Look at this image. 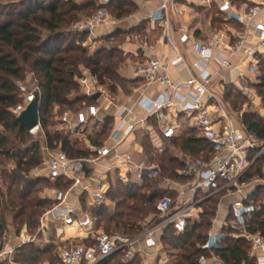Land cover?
Instances as JSON below:
<instances>
[{
    "label": "built area",
    "instance_id": "built-area-1",
    "mask_svg": "<svg viewBox=\"0 0 264 264\" xmlns=\"http://www.w3.org/2000/svg\"><path fill=\"white\" fill-rule=\"evenodd\" d=\"M213 7L217 10L216 16L224 18L225 23L218 26L214 24L213 16L205 17L203 27L194 29L198 20L192 13L196 9L208 11ZM263 11L264 5L261 4L239 11L231 0H160L152 12L140 18L135 16L137 22L145 23L151 33L161 35V39L172 48L173 56L153 58L136 65L129 80L141 81L145 87L160 86L162 93L154 98L141 93L134 106L142 108L147 116L131 122L135 108L119 104L116 94L103 90L91 73H83L80 80L82 93L91 98L99 94V98L95 104L86 105L78 112L67 111L58 120L71 135L78 132L85 135L89 127L95 132L110 121V135L102 147L93 145L88 134L80 139L90 153L88 159H70L61 149H50L46 142L41 145L43 162L35 177L52 183L62 180L72 186L67 192L53 190L51 201L55 205L41 218L37 235L29 234L24 227L15 236L13 244L0 247V264L6 260L9 264H18L15 255L19 247L39 246L38 235L46 232L50 220L64 227H76L74 238L58 246L56 253L60 264H102L120 253L130 260L139 254L137 247L142 243L148 248L160 246L161 237L157 236H161L167 227H172L177 235L184 233L188 221L199 219L200 204L220 194L239 197L228 210L232 215L230 224L239 232L233 237L250 242V256L257 260V264H264V238L247 229V220L255 212L248 201L257 187L264 189V167L262 177L246 180L256 162L264 158V139L257 138L240 124L247 110L236 113L224 99L226 72L237 69L239 84L259 74V63L264 60ZM188 16L189 24L175 23L176 19ZM115 24L105 11H100L94 17L76 23L72 32L92 35ZM234 25L240 27L238 33L231 31ZM197 32L200 35L196 37ZM175 33L179 35L178 40L174 38ZM189 41L192 42L194 61L189 60L184 49ZM173 71H186L188 78L175 83L172 81ZM18 85L25 100L13 109L17 117L36 100L38 90L36 85L33 90L21 83ZM179 114L188 117L197 138L210 143L213 159L207 162L184 153L178 155L183 167L176 172L177 177H162L161 180L162 185L176 192L178 197L176 201L168 196L159 201L158 224L145 227L134 238L120 233L107 234L99 228L92 211L107 207L108 200L111 201L108 198L111 184L116 179L129 184L161 176L159 167L138 163L130 150L123 152L122 149L135 145L138 132L152 134L151 118L171 122ZM160 126L162 139L171 140L177 136L176 125L165 123ZM40 132L39 121L29 134L36 137ZM110 158L115 164L99 174V167ZM3 187L4 179L0 175V193ZM77 191L88 208L81 213L68 204L71 194ZM224 239L223 231L215 232L212 228L205 248L213 252L220 248ZM207 261L202 258L199 264Z\"/></svg>",
    "mask_w": 264,
    "mask_h": 264
},
{
    "label": "trees",
    "instance_id": "trees-1",
    "mask_svg": "<svg viewBox=\"0 0 264 264\" xmlns=\"http://www.w3.org/2000/svg\"><path fill=\"white\" fill-rule=\"evenodd\" d=\"M92 5L90 3L88 7H78L74 2L64 0H49V3L45 0H25L8 5L0 11V175L4 179V189L0 193L1 236L7 231L5 215L8 213L14 216L18 233L24 227L32 235L37 233L41 218L53 209L49 206L55 205L53 201L41 197V184L64 192L72 186V183L62 180L52 183L46 179L29 178L42 165V153L38 143L34 142L35 137L29 134L13 113V109L25 100L18 84L25 83L27 76L34 77L39 97L40 135L44 136L50 149H61L70 159H88L90 153L80 139L72 138L74 135L66 131H51L54 126L52 119L61 117L67 111L78 112L84 106L96 103L81 91L80 80L83 73H91L98 79L100 86L105 87L111 94H117L119 90L128 94L143 85L141 81H131L121 75L125 59L120 49L104 45L90 54L83 45L89 34H76L69 29L81 20L77 16L78 12ZM136 9L134 3L120 1L117 6V19L131 16ZM202 12L207 16L213 15L214 24L218 26L225 23L224 18L216 16L217 10L214 7ZM145 28L146 24L141 23L133 27V31L140 32ZM120 32L122 31L115 34ZM259 73H262L261 83L257 85V89L259 96L263 98V59L259 63ZM224 97L234 112L242 111L246 103L242 99L245 97H233L231 93H226ZM240 122L257 138L264 139V118L255 113H245ZM149 124L158 126L154 118L149 120ZM111 128L112 122L108 121L95 132V136L88 137L89 141L102 147ZM139 141L147 156L155 163V149L148 138L142 136ZM163 141L179 148L181 153L200 160L210 162L214 157L210 143L197 138L193 129ZM11 164L14 165L13 168L9 167ZM158 165L161 176L155 180L145 179L142 183L124 184L116 179L111 184L108 198L115 203V209L113 213L107 207L93 211L99 228L109 235L120 233L134 238L145 227L159 222L157 204L168 192L161 187L162 177H177L176 172L183 165L177 156L161 158ZM263 167L264 158L256 162L246 180L262 177ZM220 195L200 204L199 219L188 221L184 233L177 235L172 227L164 230L161 238L163 245L179 252L178 259L172 261V264H199L202 258L212 257L218 258L224 264H257V260L250 256V242L231 236L239 233L230 224L232 215H229V223L222 230L225 239L220 248L213 252L205 248L217 217ZM248 204L254 206L255 212L247 220V229L250 233L260 234L264 238V189L257 187ZM118 257L122 261H118ZM44 259L51 264H60L52 246L37 248L28 244L16 250L15 262L18 264H42ZM123 259L124 254L120 253L102 264H134V260ZM1 264L9 263L6 260Z\"/></svg>",
    "mask_w": 264,
    "mask_h": 264
},
{
    "label": "rangeland",
    "instance_id": "rangeland-1",
    "mask_svg": "<svg viewBox=\"0 0 264 264\" xmlns=\"http://www.w3.org/2000/svg\"><path fill=\"white\" fill-rule=\"evenodd\" d=\"M21 1H25V0H0V11H3V9H5V7L8 5L18 4ZM64 1L74 2L75 5L78 7H84V6L88 7L90 3L93 4L92 7L86 8V9L78 12L77 16L79 17V19H81L78 22L86 21V20L94 17L100 11H105L107 13V15L109 16V18L114 23H116L115 26L104 28V30H102L101 32L93 33L92 35H90L88 33L89 36L83 45H84V47H86L89 50L90 54L94 53L98 48H100L104 45L105 46L107 45L108 47H114V48L120 49L123 53V58L125 59V64H124L122 70H124V68L126 67V64L128 65V63H126V61H127L126 56L127 55H126L125 51H128L131 47H132L131 50H133V48L135 47V44H136V46L138 45L141 47H146V46L154 47L156 45V42L159 38V35L151 33L148 30V28H145L144 30H141L140 32H134L133 31V27H135V25L137 24L135 16L140 18V16L144 17L146 14H148L149 11L152 9L151 7L153 5V2H152L153 0H64ZM120 1H126V2L134 3L136 5V8H137L136 11L134 10V12L132 13L131 16H125L122 19H117V15H118L117 6L120 3ZM45 2L49 3V0H45ZM78 22H76V23H78ZM120 23L123 24V26L125 28L121 29L120 25H119ZM74 25L70 26L69 29L71 31H72ZM117 31H122V32L115 34ZM129 42H131V43H129ZM27 74H25V75H27ZM261 74L262 73H259L252 80H247V81H244L243 83H240V84L238 83L236 86L228 87V89L225 92V94L231 93V95L233 97L238 96V95L239 96L242 95L243 97H245L244 100L242 99V102H246L242 108V111L247 110L248 113H255L256 115H259V116H260V113H262V110H264V97L261 98L259 96V92L257 89V85H259V83H261L260 82ZM22 85L28 87L29 90H33V88L35 87V85H37V83H36V80H34V77L27 76L25 83H22ZM102 88H103V90H107L105 87H102ZM72 99H74V95L72 96ZM258 104H260V105H258ZM52 123H54V126L51 128V131H53V132L54 131H61L62 132V131H65L67 129L66 126H62L60 124L58 117H54L52 119ZM91 129H92V127H89V129H87V133L85 135L78 132L79 134L76 133L72 138L73 139H84L83 136H86L87 134L90 136L91 134H93L94 131ZM141 138H142V136H141ZM34 142L38 143V145L41 147V145L45 142V138L42 134L41 135L39 134L35 137ZM31 144H33V143H31ZM157 150L158 151H155V156H154L156 158L155 163H157V164L161 158H168L171 156L174 157V156L181 155V150L177 147H174L171 144L162 143L160 145V148H158ZM193 158H195V157H193ZM148 159H151V158L148 156ZM195 159H197V158H195ZM42 162H43V156H42ZM9 167L13 168L14 165L11 164ZM37 169H39V167L36 168L30 174L29 178L31 180L43 179V178L35 177L36 174H39V170H37ZM163 187H165V186H163ZM40 188H42L41 189L42 190L41 197H43V198L46 195L51 196L53 194V189L50 188L49 186H45L44 184H41ZM3 189H4V187H3ZM166 196L170 197L173 201L177 200V195L173 194L169 191L167 192L165 197ZM218 199L220 200L221 204L219 203V207H218L219 210L217 212V218H216V222H215L216 225L219 222V220L221 219V216H223L226 212V209H225L226 203L228 202L229 198H227V197L225 198L224 195H220L218 197ZM53 207H54L53 205L49 206L50 209ZM111 209L112 208H110L108 210L110 212H112L113 210H111ZM5 222H6L7 231H6V235L0 237V247L7 245V244H10V243L13 244L15 241V236H17L20 233V232L18 233V229L15 225L14 216L11 213H8L5 215ZM157 224H158V222L155 223V225H157ZM47 226H48V230H46V232L38 235V239L40 240L39 243H41V246H37V248L38 247L39 248H45L47 246H52V247H54V252H57L58 246L63 243L61 240L62 237H64L63 227L60 225V223H58L56 221H52V220H50L47 223ZM37 233H38V231H37ZM37 233L35 235H37ZM231 236H233V234H231ZM159 252L161 253V257H163L164 259L167 260L166 264H172V261H176L178 259L177 255H179V252L173 251L172 249L167 248L166 246L163 245L162 242L160 244ZM123 260H125V261L134 260V264H145L146 263L145 260H144L145 262H143V259L137 255L133 259H130V260H127L124 257ZM118 261H122V258L118 257ZM42 262H43L42 264H51L50 262L47 261V259H44ZM113 263H115V262H113Z\"/></svg>",
    "mask_w": 264,
    "mask_h": 264
},
{
    "label": "crops",
    "instance_id": "crops-1",
    "mask_svg": "<svg viewBox=\"0 0 264 264\" xmlns=\"http://www.w3.org/2000/svg\"><path fill=\"white\" fill-rule=\"evenodd\" d=\"M232 3L235 5V7L237 8V10L239 11H245L255 5H264V0H231ZM153 5H152V9L150 11H152L154 9V7L158 4V2H160V0H153ZM215 8V7H214ZM149 11V12H150ZM192 16L196 17V19L198 20V22L196 23L197 25L194 26L195 28H202L203 25L205 23V17H211L213 15H209L207 16L206 13L202 12L201 9H196L194 13H192ZM189 17V16H188ZM184 17L182 19H176L175 23H177V25H186L189 24L190 21V17ZM262 19L264 20V11L262 13ZM137 22V20H136ZM141 23H138L135 26L140 25ZM120 28L123 29L125 28L123 26V24H119ZM202 25V26H201ZM147 28V26H146ZM193 29V28H192ZM104 29H101L98 32H101ZM239 28L234 25V28H231V31L233 33H238L239 32ZM154 34V33H153ZM156 35H159V38L156 42V45L154 47H141V46H136L133 48V50H131V48L126 52V63H128V65L126 64V67L124 68V70H122V76L126 79H130L131 74L135 68L136 65L138 64H142L144 62H146L149 59H153V58H171L173 56V51L172 48L170 47V45H168L165 41H163L161 39V35L159 33H157ZM200 33L197 32L196 33V37L199 36ZM174 38L176 40L179 39V35L178 33L174 34ZM131 43V42H129ZM184 49L187 52L188 58L190 61H194L195 60V54L192 50V42L189 41L188 43H186L184 45ZM213 70V69H212ZM188 78V73L186 71H173L172 72V81L175 83L178 82H182L184 80H186ZM224 83L226 84L227 88L231 87V86H236L238 84V70L237 69H232L228 72H226L224 74ZM144 93V95H146L147 97L150 98H154L156 95H158L159 93H162V88L160 86H151V87H145L144 85H141L138 89L132 91L131 93H125L121 90L118 91V93L116 94L117 96V102L121 105H125L129 108H135L134 109V115L131 116L130 121L131 122H135L137 121L138 118H145L147 116L146 112L140 108V107H135V103L138 100V98L140 97V94ZM168 114V113H167ZM260 117H264V110H262V113H260ZM154 119H156V121L158 122V126L157 127H153L151 124H149L151 130H152V134L148 135L146 133H143L142 131L138 132L137 136H136V143L135 145L130 146V148L128 147H124L122 149L123 152H126L128 150H130V152L133 154V157L135 159L136 162L138 163H144V164H151L157 167H160L157 163H154L151 161V159H148V156L144 150V148L142 147L139 138L141 136H145L146 138H148L149 142L152 144V147L155 149V151H158L157 149L160 148V145L162 143H166V144H170L167 141H163L162 136H161V132H160V124H174L177 126V134H181L184 131H188L189 129H191L190 127V123H189V119L185 114H179L178 118H173L172 121H158V119L156 117H153ZM151 118V119H153ZM160 122V123H159ZM95 132H98L95 131ZM95 132L92 134V136H95ZM140 135V137H139ZM161 152V151H160ZM115 161H112V159H108L106 161H104L102 163V165L99 167L98 169V173H104L109 167L113 166L115 163ZM98 176V175H97ZM135 183H139V182H135ZM164 190H167L173 194H176L178 197V194L174 191H171L169 188L167 187H163V185L161 186ZM49 195V194H48ZM53 197V195L51 196H45V199H49L51 200V198ZM226 198V197H225ZM228 202L226 203V212L223 216H221V219L219 220V222L217 223V225L214 222L213 225V230L215 232L218 231H222L224 226H227V224L229 223L228 218H229V207L230 205L238 200V196H229L227 197ZM68 204L70 207H72L76 212H83L85 211V209H88L85 203V199L82 197H79L78 191L77 192H73L70 196V199L68 201ZM221 204V203H220ZM107 208L111 210L112 213L114 212L115 209V203H113L112 201L107 202ZM219 210V208H218ZM93 212V211H92ZM217 218V217H216ZM63 227L64 230V237H62V242L66 243L68 240H71L74 238V236L76 235V227H64L62 224H60ZM155 225V224H154ZM216 225V226H215ZM153 226V225H152ZM48 230V226L47 229ZM163 235V234H162ZM162 235H158L157 237H161ZM40 242V240H39ZM39 246H41V243H39ZM39 248V247H38ZM160 250V246H158L157 248H148L144 245V243L140 244L137 247V251L139 252V254L137 256H140L143 259V262L146 261L145 264H166L167 260L164 259L163 257H161V253L159 252ZM145 260V261H144ZM205 264H224L221 260H219L216 257H212L211 259H209L207 261V263Z\"/></svg>",
    "mask_w": 264,
    "mask_h": 264
},
{
    "label": "water",
    "instance_id": "water-1",
    "mask_svg": "<svg viewBox=\"0 0 264 264\" xmlns=\"http://www.w3.org/2000/svg\"><path fill=\"white\" fill-rule=\"evenodd\" d=\"M99 98V94L95 95L93 99L96 101ZM19 123L30 132L39 125V97L37 95L36 100L31 103L27 109L18 117ZM85 172L88 170L85 166Z\"/></svg>",
    "mask_w": 264,
    "mask_h": 264
}]
</instances>
